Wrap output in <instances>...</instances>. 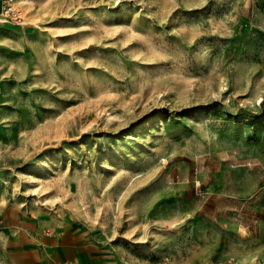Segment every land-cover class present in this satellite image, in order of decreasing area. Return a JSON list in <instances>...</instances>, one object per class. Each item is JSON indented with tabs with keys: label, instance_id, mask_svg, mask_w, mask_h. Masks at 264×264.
<instances>
[{
	"label": "rangeland",
	"instance_id": "1",
	"mask_svg": "<svg viewBox=\"0 0 264 264\" xmlns=\"http://www.w3.org/2000/svg\"><path fill=\"white\" fill-rule=\"evenodd\" d=\"M262 101L264 0H0V264H264Z\"/></svg>",
	"mask_w": 264,
	"mask_h": 264
},
{
	"label": "crops",
	"instance_id": "2",
	"mask_svg": "<svg viewBox=\"0 0 264 264\" xmlns=\"http://www.w3.org/2000/svg\"><path fill=\"white\" fill-rule=\"evenodd\" d=\"M243 176L241 179H238L240 181L244 182V188H241L238 192H236L233 196L231 193L226 194L224 193L223 195H225L227 198H231L234 200H240V201H247L250 200L254 197L255 195V191L256 189H254V186L257 184H259L258 179L254 176L253 173H250L249 171H244L243 172ZM217 180H219L220 183H222V181H225L224 183H226V179L228 177L227 173H219L217 176ZM239 181V182H240ZM224 196V197H225ZM264 235V226L261 227V231H260V236Z\"/></svg>",
	"mask_w": 264,
	"mask_h": 264
},
{
	"label": "trees",
	"instance_id": "3",
	"mask_svg": "<svg viewBox=\"0 0 264 264\" xmlns=\"http://www.w3.org/2000/svg\"><path fill=\"white\" fill-rule=\"evenodd\" d=\"M262 104H264V101H262Z\"/></svg>",
	"mask_w": 264,
	"mask_h": 264
}]
</instances>
